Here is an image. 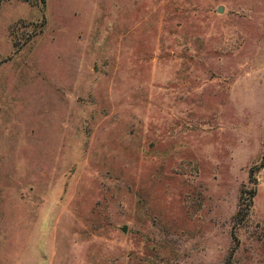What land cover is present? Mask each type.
<instances>
[{
    "label": "rangeland",
    "instance_id": "374dc122",
    "mask_svg": "<svg viewBox=\"0 0 264 264\" xmlns=\"http://www.w3.org/2000/svg\"><path fill=\"white\" fill-rule=\"evenodd\" d=\"M0 264H264V0H1Z\"/></svg>",
    "mask_w": 264,
    "mask_h": 264
},
{
    "label": "trees",
    "instance_id": "16d2710c",
    "mask_svg": "<svg viewBox=\"0 0 264 264\" xmlns=\"http://www.w3.org/2000/svg\"><path fill=\"white\" fill-rule=\"evenodd\" d=\"M0 4H1V0H0Z\"/></svg>",
    "mask_w": 264,
    "mask_h": 264
},
{
    "label": "water",
    "instance_id": "95a60500",
    "mask_svg": "<svg viewBox=\"0 0 264 264\" xmlns=\"http://www.w3.org/2000/svg\"><path fill=\"white\" fill-rule=\"evenodd\" d=\"M221 11V10H220Z\"/></svg>",
    "mask_w": 264,
    "mask_h": 264
}]
</instances>
